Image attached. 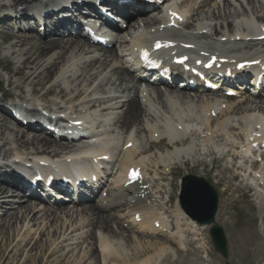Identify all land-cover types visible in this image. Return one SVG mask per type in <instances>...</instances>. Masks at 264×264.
<instances>
[{
  "label": "bare ground",
  "instance_id": "bare-ground-1",
  "mask_svg": "<svg viewBox=\"0 0 264 264\" xmlns=\"http://www.w3.org/2000/svg\"><path fill=\"white\" fill-rule=\"evenodd\" d=\"M79 1L81 0H77ZM131 1L133 4H129L130 8H121L120 11L130 12L135 3L140 7L136 0H127L132 3ZM235 1H240L241 12L246 15L244 2ZM255 1L259 6H256ZM255 1L247 0V4L252 11L261 13L264 9L262 7L264 0ZM11 2L14 8L5 9L0 5V21L2 17H7L6 26L1 32L2 37L6 36L7 47L3 48L2 53L8 61L18 67L11 70L12 73L6 71L7 75H4L5 82L11 86V90L17 88L18 91V100L8 104L11 109L21 112L19 109L21 107L27 114H37L39 110H46L47 105L52 107L51 112H59L69 125L81 121L89 122L92 126L97 122L95 110L99 109L102 116L100 122L106 123L110 129L107 130V134L104 133L105 135L100 137L105 138L107 142L113 139L114 129L111 130V122L125 133L124 137L121 135L117 141L120 148L115 163L118 164L119 171L113 174L116 177L111 178L108 189L100 193L96 200L78 203L82 204L78 208L75 204H71L73 207H67L61 203L41 207L40 204L38 206L34 203L31 197L24 196L21 182L16 178L18 176L15 171L16 163L32 160L36 166L53 168V171L60 170L63 163L77 159L62 156L82 150V144L93 137L94 140H98L97 135L81 140L79 145L59 143L39 133H25L0 111V230L3 229L7 237H16L15 240L6 242L4 256L0 255V264H34V259L39 262L43 255L47 258H56L58 264L65 263L66 256H61L56 245L64 237L67 228H72V220L76 219L74 224L79 223L77 213L82 214L79 218H83L82 221H86L88 227L95 229L99 234H105L107 240L114 241L117 238L123 240L126 257L121 259L111 256L110 261L114 264L135 263L139 258L144 259L138 264H154V254L157 258L161 257L175 246L173 241H166L167 244L164 246L161 240L142 241L125 234L124 228L133 235H143L146 238L162 236L164 222L161 214L157 212L162 209L163 204L154 192L156 186L153 182L154 178L162 181L163 177L157 173L161 168L167 174L178 170L177 162L180 160L184 169L192 166L193 169L203 172V176H210L217 183H223L226 179L223 174L231 170L236 172V175L228 176L231 180L245 184L248 178L254 187L248 186L237 190L242 197L251 199L255 196L261 202L258 210L263 220L258 221V229L264 236V137L254 138L255 128L264 130L262 97L259 95L243 101L223 98L218 94L190 95L169 88H163L164 91L151 88V93H145L143 90L139 91L140 81L132 75L129 70L131 66L125 59L132 50L144 47L151 51L157 44L163 46L166 44L167 49L159 58L163 57L167 64L170 63L171 56H175L174 58L185 56L190 59L193 55L200 57L205 53L226 59L227 65H233L234 61L237 63L256 61L264 58V39L258 40L264 35L258 31V27L264 25V15L256 16L257 24L252 19L237 24L239 16L233 9L225 6L236 8L233 0H222V3L221 0H202L200 3L197 0L190 2L183 0L180 3L179 0H163L159 6L153 4V9L141 13L136 19L134 16L131 17L133 21L127 24V29H131V32L119 35L115 42V45H118L117 50L102 51L92 49L89 44L84 43L88 41L80 36L74 38L63 27L55 28L57 23L50 22L49 26H46L50 34L43 40L39 39L37 34L29 33L36 31L35 26L29 24L27 31L11 34L10 26L19 25L20 20L28 23L29 20L26 18L38 11L40 5L44 8L50 6L43 13V17L50 20L51 16L55 15L52 12L63 7L61 5L64 0ZM158 2L160 1L156 4ZM151 3L153 2L148 4ZM195 5L197 6L194 8ZM216 5L218 16L215 13L208 16V9L213 7L216 10ZM219 10H222L223 14ZM17 16L20 18L16 19ZM232 16L234 18L228 21L227 18ZM58 23L57 26L67 24L65 20ZM70 26L68 27L70 30L77 27L72 23ZM176 27L181 28L180 32L173 33L175 35L173 38L177 40L167 39L165 36L171 34ZM245 33L253 39H248ZM1 70L5 71L2 67ZM11 76L17 79L11 82ZM116 82H119V85H113ZM43 87L48 89L41 91ZM97 92H101L102 96H98ZM50 93H54L53 100L60 99L54 100L53 103H59L45 102ZM217 98H223V103H219ZM222 104L225 105L223 109ZM0 105L5 104L0 100ZM32 105L35 107L31 108ZM77 109H80V112H77ZM140 138H144L141 147L138 144ZM245 141L247 143L242 146ZM162 142H165V146L161 148ZM254 144H257L262 152L260 157H254L255 161L250 165L251 169L257 171H253L251 175H243L241 155L249 154ZM153 147H159L155 154L151 153ZM98 151L95 149L92 152H83V158L92 153L98 154ZM103 151L102 155L107 156L109 147L105 146ZM207 155L211 157V169L219 170L213 177L204 161ZM53 159L60 161L54 165L50 162ZM228 159L230 162L226 164L225 161ZM130 168L140 170L143 179L128 186L122 178ZM146 169L154 172L150 179L146 175ZM113 171L114 167L107 179L111 177ZM245 190L247 192H244ZM175 208L181 220L191 225L192 223L176 205ZM135 216H138L139 222L135 220ZM128 218L130 220L125 223L124 220ZM224 218L225 206H220L217 219L224 221ZM155 225L159 228H154ZM179 234L184 235L180 231L177 233L178 238ZM182 236V243L186 245L187 241L185 237L183 240ZM43 237V243L40 244ZM88 238L94 240L93 233L90 232ZM99 246V251L91 250L87 246L88 251L85 253L87 260H93L94 264H103L104 253L106 255L115 253L106 241L100 240ZM199 248L206 256V247L201 245ZM188 254L191 255V252ZM9 261L11 262L8 263ZM69 264L85 263H78L74 258Z\"/></svg>",
  "mask_w": 264,
  "mask_h": 264
},
{
  "label": "rangeland",
  "instance_id": "rangeland-1",
  "mask_svg": "<svg viewBox=\"0 0 264 264\" xmlns=\"http://www.w3.org/2000/svg\"><path fill=\"white\" fill-rule=\"evenodd\" d=\"M11 1L12 0H0V5L5 9H8V7L14 8L15 6L13 5V3ZM190 1H193V0H189V2ZM199 1H201V0H198V2ZM242 1L244 2V5H247L246 15H244V13L241 12L240 1L233 0L234 6L236 8H234V7L232 8L229 5H225V6L229 7V9H233V11H235V14H237L239 16V18L236 20L237 24H243L245 22H249V21H251V19L253 21H255V23L257 24V22H256L257 17L264 15V9H263V11H261V13L254 12L251 10L250 5L247 4V0H246V4H245L244 0H242ZM236 2L239 3V7L236 6L238 4L235 5ZM255 2H256V6H259V3L257 1H255ZM196 6L197 5H195L194 8ZM262 7L264 8V6H262ZM219 12H221L223 14L222 10H219ZM213 13H215V15L218 16L217 8H216V10H214L213 7L208 9V12H207L208 16H211ZM233 18H234V16L227 18V20L231 21ZM23 24H26V22H23ZM218 24H220V21H218ZM21 27H24L25 29H27V24H26V26L24 25ZM14 30L15 29H13V31ZM128 32L130 33L131 29H128L127 33ZM29 33L34 34V35L36 34L35 31H29ZM212 33H213V31H212ZM22 36H24V35H22ZM5 37L4 36L2 37V35L0 34V90H1V93H4L5 91H7L8 94L13 97L11 103H14L18 100L17 88L14 90H11V86L5 82L4 78L7 75L6 71L12 73L11 70H16L18 67H17V65L12 64L10 61H8L7 58L2 53L3 48L7 47L6 46L7 42L5 41ZM115 48H117V47L115 46ZM113 49H111V50H113ZM1 67L5 71H2ZM14 76H17V75H14ZM18 77H20V75ZM16 79H17V77H16ZM16 79L13 78L12 76L10 77L11 82L15 81ZM113 85L117 86V85H119V82H116ZM95 86H97V84H95ZM46 89H48V88L43 87V89L41 91H45ZM132 93H133V91H132ZM185 93L189 94V92H185ZM53 95H54V93H50L46 97L45 102L53 103L54 100L60 101L59 98L53 100ZM97 95L100 97L102 96L101 92H97ZM20 101H22V100H20ZM57 103H59V102H56L53 104H57ZM34 107H35L34 105L31 106V108H34ZM45 109L49 110V111L53 110L52 107H48L47 105H46ZM77 112H80V109H77ZM165 116L167 117L166 114H165ZM110 125H111L110 127L113 128L114 131L119 134V135L116 134L117 136H119L121 138V135H122V137H124L125 132L118 129V127H119L118 125L115 126L114 122H111ZM27 133H30V132H27ZM138 144L141 147L144 144V138H140V140L138 139ZM163 145L165 146V142H162L160 147L161 148L164 147ZM14 147L15 146H12V148H14ZM158 149H159V147H156V148L153 147V150L151 153L155 154V152H157ZM20 152L25 153L23 151H20ZM13 155H15V154H13ZM13 155H10V156H13ZM207 158L211 159V157H209L208 155L205 157V159H207ZM206 162H207V164H206ZM177 163H178V166L181 165L180 168L178 167V170H176L174 173H173V171L169 172V174L173 175V176H171V178L165 176V179L162 183H159V182L157 183V186H159V187H161V185H166V187L162 188V191L166 192V194L168 195L167 196L165 194V197H164L165 199L168 198V200H167L168 202L166 203L168 211L164 215V217H165L166 222H167L166 229H168V228L169 229H168V231L165 232L166 234L165 233L163 234L167 238L163 239L162 237H150L149 239H146V240H151V241L161 240L162 243L161 242L160 243L163 246L167 244L166 241L173 240L175 245L176 244L180 245L181 242L179 241L180 239L178 238V235H177V233H179L178 228H180L182 231L187 230V232H183L184 235L191 233L190 235H188L186 237H187V241H189L191 243L192 250L190 248V244L185 245L184 243H182V245H180L181 246L180 250L179 249L176 250L175 248H173L174 247L173 246V247H171V249H168V250L166 249L167 251L164 254H162V256L159 258H157V255L154 254V263L158 260L156 264H203V262H201L203 258H200V257H202L203 254H201L202 251L199 248L201 246L200 244H202L205 247H207V256H208L207 258L205 257V259L203 260L204 264H264V236L261 235V233L259 232V229H258V221L263 220L262 218H260L259 210H258L261 202L255 196H253L251 199H248L246 197L241 196V193L238 192L237 189L240 186L244 189L245 188L244 186H246V185L241 184L238 180H231L228 178V176H230V175H236V172L231 170L229 173H224L223 175L226 176V179L224 180V182L223 183H217L210 176H207V175L203 176V174H204L203 172L201 173L200 170L193 169L192 166H187L184 169L182 166V160L178 161ZM225 163L227 164L226 161H225ZM205 164H206L207 170L211 171L210 174L212 175V177L214 175H217L219 170L217 171L216 169H213V170L211 169L212 168L211 161H210L211 167H210L208 159L205 161ZM116 167H117L116 172H118L119 171L118 164L116 165ZM161 169L163 170V168H161ZM221 169H223V168H221ZM162 170H159V171L162 174H164V172ZM149 174H150V172H148L147 175H149ZM162 174H159L160 177L162 176ZM188 175L199 177V178L203 179L206 183L209 184V186H211V188H213V190L216 192V194L218 196V209H217V211L220 209V206H225L224 221H222L220 219H216L215 225L222 228L223 234L226 238L227 250H228L226 259H223L214 250L213 245L211 243V240L209 238V229L204 228L203 230H200V228L197 225H195V224L190 225L187 222L183 221V222L187 223V226L184 227V223L181 221V218L178 217L179 215L176 212V208H174L175 202H176V195L178 192V182L180 181L181 178L188 176ZM111 178L112 177H110V179ZM163 178H162V180H163ZM230 182H234V183H230ZM157 186H156V189L154 192H155V194L158 195L159 193H162V192H160L159 187H157ZM246 187H248V186H246ZM225 190H226V192H225ZM244 192H247V190H245ZM160 201L162 202V199ZM71 207H73V206H71ZM163 208H164V205H162V209ZM174 210L177 214L174 212ZM157 213L160 214L159 212H157ZM41 214L42 213H40V215ZM81 215L82 214L77 213L78 217H81ZM171 216H176L177 222H174L172 220ZM81 219H83V218H81ZM74 221L73 220L71 221L72 228H69V229L67 228V231H66L64 237L56 245V248L58 250H60L61 256H63V257L66 256V259H65L66 264L67 263L69 264L74 258L77 260L78 263L94 264L93 260H91V261L87 260L85 253L88 251L87 246L91 250L96 249V247H98L97 251H99V248H100L99 241L100 240H102L104 242L105 241L108 242V245L110 244V246H111L110 249L115 250V253H112L110 251L112 253V255H108V254L106 255L105 253L103 254L104 258H105L103 264H114V262L110 261L111 256H117L119 258H121V257L125 258L126 257V254H127L126 249H125L126 247H125L123 240L121 238L120 239L117 238L116 240H114L115 243H113V241H109V239L107 240V237L105 236V234H102V233L99 234V232H97L95 229L88 227L86 224V221H82V220L80 221L79 220V223H77V224H74ZM174 224L176 226L177 225L178 226L173 227ZM114 227H116V226H114ZM89 229H90V231L85 233ZM194 230L197 231V233L194 234ZM90 232L93 233L94 240H90L88 238V235L90 234ZM124 232H125V234H127L129 236L130 235L131 236L137 235V234H134V235L131 234L130 231L126 228H124ZM95 233H97L98 236H101V238H99L97 235L95 236ZM80 234H84V235H80ZM196 234H197V236H196ZM78 235H80V236H78ZM141 236L142 237L137 236L138 239H142V241H143V239L145 240L144 236L143 235H141ZM97 237H98V240H97L98 246L96 245V247H95L94 243L96 242ZM15 238H16L15 236L7 237L4 234V230L3 229L0 230V255L4 256L3 255L4 254L3 249L6 246V242H11V241L15 240ZM77 238L80 240H76ZM43 239H44V237L41 239L40 244L43 243ZM198 245H200V246H198ZM188 252H191V255L188 254ZM143 259L144 258H139L135 263H128V264H138V262L143 260ZM56 260H57L56 258H53V259L47 258L46 255H43L42 258L39 260V262L36 259H34L33 262H34V264H58ZM10 262L11 261H9L8 263H10ZM65 263H63V264H65Z\"/></svg>",
  "mask_w": 264,
  "mask_h": 264
},
{
  "label": "water",
  "instance_id": "water-1",
  "mask_svg": "<svg viewBox=\"0 0 264 264\" xmlns=\"http://www.w3.org/2000/svg\"><path fill=\"white\" fill-rule=\"evenodd\" d=\"M192 182L194 184H190ZM181 208L193 220L199 224H212L216 212V195L214 191L201 179L195 177H187L182 181ZM213 242L216 249L226 256L225 240L221 235V230L213 228L211 230Z\"/></svg>",
  "mask_w": 264,
  "mask_h": 264
},
{
  "label": "snow or ice",
  "instance_id": "snow-or-ice-1",
  "mask_svg": "<svg viewBox=\"0 0 264 264\" xmlns=\"http://www.w3.org/2000/svg\"><path fill=\"white\" fill-rule=\"evenodd\" d=\"M173 15H175V13H173ZM157 47H161V45L160 44H157ZM145 59H147V54H145ZM185 59H187L186 57L185 58H182V59H180V60H178L177 62L178 63H184V60ZM210 66V65H209ZM241 67H244V65H241ZM130 176L133 178V179H136V178H138V173L135 171V170H132L131 172H130Z\"/></svg>",
  "mask_w": 264,
  "mask_h": 264
}]
</instances>
